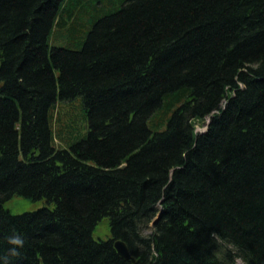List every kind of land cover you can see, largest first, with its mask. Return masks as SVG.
Segmentation results:
<instances>
[{
  "label": "trees",
  "instance_id": "16d2710c",
  "mask_svg": "<svg viewBox=\"0 0 264 264\" xmlns=\"http://www.w3.org/2000/svg\"><path fill=\"white\" fill-rule=\"evenodd\" d=\"M81 3L0 0V264H264V0Z\"/></svg>",
  "mask_w": 264,
  "mask_h": 264
},
{
  "label": "rangeland",
  "instance_id": "374dc122",
  "mask_svg": "<svg viewBox=\"0 0 264 264\" xmlns=\"http://www.w3.org/2000/svg\"><path fill=\"white\" fill-rule=\"evenodd\" d=\"M121 1L122 0H81V8L78 14L79 20H77L79 24L76 25L78 29L74 37L58 35L53 40H50V43H55L63 47H77L79 44L75 41L83 38L84 33L88 30L93 20L99 15L116 10ZM204 127L205 126H200L198 129L200 130ZM5 206L10 209L11 212L19 213L34 210L41 206V202H32L22 196H14L5 203ZM92 235L94 238L101 239L109 237V222L106 217L98 221L93 229ZM239 261L238 263L241 262Z\"/></svg>",
  "mask_w": 264,
  "mask_h": 264
},
{
  "label": "water",
  "instance_id": "95a60500",
  "mask_svg": "<svg viewBox=\"0 0 264 264\" xmlns=\"http://www.w3.org/2000/svg\"><path fill=\"white\" fill-rule=\"evenodd\" d=\"M205 128H203L202 130H204ZM114 246H115L117 252L119 253V255L121 257L126 258V259L130 258L132 261L134 260L133 257H130L128 248H127L126 244L123 241H121L119 239L115 240L114 241Z\"/></svg>",
  "mask_w": 264,
  "mask_h": 264
},
{
  "label": "clouds",
  "instance_id": "9594fccd",
  "mask_svg": "<svg viewBox=\"0 0 264 264\" xmlns=\"http://www.w3.org/2000/svg\"><path fill=\"white\" fill-rule=\"evenodd\" d=\"M8 239H9L10 243L13 244V245L22 246L23 243H24V240H23L22 236L19 235V234H14V235L8 237ZM10 251H11L12 254H17L18 249L13 247V248L10 249Z\"/></svg>",
  "mask_w": 264,
  "mask_h": 264
},
{
  "label": "bare ground",
  "instance_id": "6f19581e",
  "mask_svg": "<svg viewBox=\"0 0 264 264\" xmlns=\"http://www.w3.org/2000/svg\"><path fill=\"white\" fill-rule=\"evenodd\" d=\"M238 259H239V258H238ZM238 259L236 260V264H243L242 260L239 259V260L242 262V263H241ZM238 261H239L240 263H238Z\"/></svg>",
  "mask_w": 264,
  "mask_h": 264
}]
</instances>
